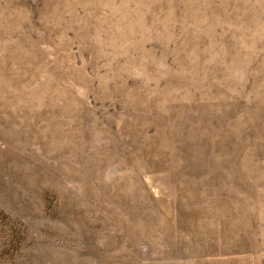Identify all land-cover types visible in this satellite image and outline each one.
I'll return each instance as SVG.
<instances>
[{
    "label": "rangeland",
    "instance_id": "374dc122",
    "mask_svg": "<svg viewBox=\"0 0 264 264\" xmlns=\"http://www.w3.org/2000/svg\"><path fill=\"white\" fill-rule=\"evenodd\" d=\"M0 264H264V0H0Z\"/></svg>",
    "mask_w": 264,
    "mask_h": 264
}]
</instances>
